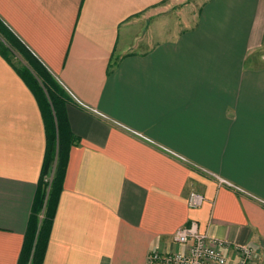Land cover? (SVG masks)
<instances>
[{"label": "crops", "instance_id": "0c3cea01", "mask_svg": "<svg viewBox=\"0 0 264 264\" xmlns=\"http://www.w3.org/2000/svg\"><path fill=\"white\" fill-rule=\"evenodd\" d=\"M189 4L0 0V19L67 93L64 133L77 140L36 264H163L150 255L183 250L173 234L194 221L232 243L228 264L235 243L264 264V0H202L169 27ZM41 102L0 51V264H31L35 250Z\"/></svg>", "mask_w": 264, "mask_h": 264}, {"label": "trees", "instance_id": "16d2710c", "mask_svg": "<svg viewBox=\"0 0 264 264\" xmlns=\"http://www.w3.org/2000/svg\"><path fill=\"white\" fill-rule=\"evenodd\" d=\"M0 51L9 59H12V54L17 52L27 61L28 66H23V68L20 69V72L25 79L29 80V82L32 80L35 82V91L37 92L40 100L42 98L41 101L43 103V107L45 108V122L50 132V141L48 143V150L36 198V212L39 213V216L42 214L43 217L40 221L39 217L35 216L34 226L36 231L39 229L35 250L32 255L30 251L29 254L26 253L24 258L26 263L31 261V264H36L41 252L45 228L48 226L49 219L52 217V198L55 192V186L64 173L69 149L71 145L77 143V140L69 131L70 129L68 123L66 125V130L70 133H64L63 112L69 101L67 93L49 73V71L42 66L22 44V42L15 37V35L1 19ZM32 70L36 72L35 77L32 75ZM37 77H41L43 79V88L38 84ZM51 170H53V176L52 181L49 184V181L45 180L44 177Z\"/></svg>", "mask_w": 264, "mask_h": 264}, {"label": "built area", "instance_id": "2783aa9c", "mask_svg": "<svg viewBox=\"0 0 264 264\" xmlns=\"http://www.w3.org/2000/svg\"><path fill=\"white\" fill-rule=\"evenodd\" d=\"M46 180H48L46 178ZM49 181V180H48ZM205 196L202 193L192 191L188 198L191 207H198L204 203ZM173 241L183 245V250L161 255L154 253L150 260L163 264H228L229 255L227 249L231 247L228 239L212 236L202 232L197 222L189 226H181L173 234ZM234 250L238 255L236 264H252L256 255L254 248L249 244L235 243Z\"/></svg>", "mask_w": 264, "mask_h": 264}, {"label": "rangeland", "instance_id": "374dc122", "mask_svg": "<svg viewBox=\"0 0 264 264\" xmlns=\"http://www.w3.org/2000/svg\"><path fill=\"white\" fill-rule=\"evenodd\" d=\"M201 1L202 0H186V2L190 3L189 6H187V5H183V6L176 5L174 7V10H176L175 15L173 16L174 18L169 21L168 26L174 27L176 29L177 24L179 22H181L184 26H187L188 22H189V21L187 22V20H189V19H186L185 17H191L192 16L191 18H193L194 14L198 11V9H196V8L199 6V3ZM176 14H177L178 18L176 17ZM180 18L181 19L183 18V20L180 21ZM12 55H10V56H12L14 63H16V65H18L20 67V69L23 68V66H26V65L28 66L27 61L24 59V57L21 54L14 52V54H12ZM32 75L34 77L36 76V72L33 70H32ZM32 82H33V85L35 88V82L33 80H32ZM37 82L43 88L44 84H43V79L41 77H37ZM36 94H37V92H36ZM41 100H42V98H41ZM42 107H43V103H42ZM44 110H45V108H44ZM52 176H53V170L49 171L44 177L45 180H46V178L49 180V184L52 181Z\"/></svg>", "mask_w": 264, "mask_h": 264}]
</instances>
